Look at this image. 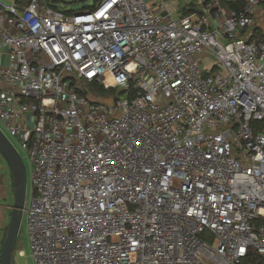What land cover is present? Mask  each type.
Segmentation results:
<instances>
[{
  "label": "built area",
  "instance_id": "obj_1",
  "mask_svg": "<svg viewBox=\"0 0 264 264\" xmlns=\"http://www.w3.org/2000/svg\"><path fill=\"white\" fill-rule=\"evenodd\" d=\"M237 1L0 2V129L30 168L34 264H264V0Z\"/></svg>",
  "mask_w": 264,
  "mask_h": 264
},
{
  "label": "rangeland",
  "instance_id": "obj_2",
  "mask_svg": "<svg viewBox=\"0 0 264 264\" xmlns=\"http://www.w3.org/2000/svg\"><path fill=\"white\" fill-rule=\"evenodd\" d=\"M52 1H54L59 8L65 10H72V11H77L83 6H90L92 4V0H84L83 2H80L82 0H52ZM0 2L5 6L13 4V0H0ZM261 14H262L261 11H258L256 13L255 25L258 27L261 24V19L258 18ZM209 66H210V62L205 63L206 68H208ZM84 90L88 92L89 98L91 99L94 100L105 99V97H103L102 95L96 94L94 91H91L89 87H85ZM102 102H104L107 105H110L112 104L113 101L104 100ZM20 155L23 159L27 171V182H28L27 195H29L31 190L30 179H29L30 168L23 154L21 153ZM12 205H13L12 179L9 168L7 167V163L0 155V248L9 224L10 211ZM16 251L22 252L23 255L19 256L18 253H16ZM12 264H34L31 255L29 241L27 238L25 218H23L22 220L21 229L15 247V252L13 254Z\"/></svg>",
  "mask_w": 264,
  "mask_h": 264
},
{
  "label": "water",
  "instance_id": "obj_3",
  "mask_svg": "<svg viewBox=\"0 0 264 264\" xmlns=\"http://www.w3.org/2000/svg\"><path fill=\"white\" fill-rule=\"evenodd\" d=\"M0 155L3 157L12 176L13 205L9 224L0 248V264H12L13 254L23 220L28 182L23 159L11 141L0 129Z\"/></svg>",
  "mask_w": 264,
  "mask_h": 264
},
{
  "label": "trees",
  "instance_id": "obj_4",
  "mask_svg": "<svg viewBox=\"0 0 264 264\" xmlns=\"http://www.w3.org/2000/svg\"><path fill=\"white\" fill-rule=\"evenodd\" d=\"M84 0L80 1V2H83ZM14 4L17 8L19 9H23L24 7H26V5L28 4V0H14ZM222 4H225V5H228L229 8H237L238 6L242 5V2L241 1H237L235 2V0H232V2H222ZM40 5L41 6H49V7H52L54 9H61L59 8L56 3L52 0H40ZM194 5H192L191 7L193 8ZM65 13H71V12H74L72 10H65V9H62ZM189 11V8H183L180 10V12L182 14H185ZM260 30L258 29V27H255L253 29V36L254 38H260L261 35H260ZM80 87L78 89V92L79 94L83 95V96H86L89 98V95H88V92H86L84 90L85 87H89L91 91H94L96 94H100L102 95L103 97H107L109 95H115L116 94V91L113 90V89H104L101 85L95 83V82H92V83H79ZM90 100H94V99H91L89 98ZM99 101V100H98ZM8 167V166H7ZM11 175V173H10ZM11 179H12V176H11ZM11 212V211H10ZM240 264H262V261L257 258L256 256L252 255V256H249L248 258L244 259Z\"/></svg>",
  "mask_w": 264,
  "mask_h": 264
},
{
  "label": "crops",
  "instance_id": "obj_5",
  "mask_svg": "<svg viewBox=\"0 0 264 264\" xmlns=\"http://www.w3.org/2000/svg\"><path fill=\"white\" fill-rule=\"evenodd\" d=\"M166 3L168 4V8L170 11L174 12H179L183 8H193L199 7L205 0H165ZM259 11H261V15L258 17L261 19L264 17V9L261 8Z\"/></svg>",
  "mask_w": 264,
  "mask_h": 264
}]
</instances>
